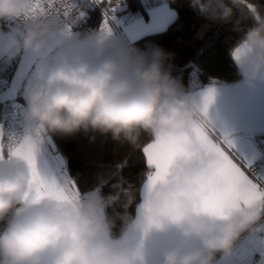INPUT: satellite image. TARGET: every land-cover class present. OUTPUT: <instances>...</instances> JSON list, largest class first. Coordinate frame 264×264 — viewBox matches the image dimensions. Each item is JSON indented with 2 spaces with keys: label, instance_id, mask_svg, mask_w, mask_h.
I'll list each match as a JSON object with an SVG mask.
<instances>
[{
  "label": "clouds",
  "instance_id": "1",
  "mask_svg": "<svg viewBox=\"0 0 264 264\" xmlns=\"http://www.w3.org/2000/svg\"><path fill=\"white\" fill-rule=\"evenodd\" d=\"M190 3L213 21L227 22L234 9H240L242 19L252 18L230 54L246 84L264 80V13L250 11L248 0ZM37 7V0H0V27L21 21L0 41V58L6 62L25 52L41 54L58 34L68 38L35 82L24 87L34 138L99 133L136 148L141 134L155 141L206 123L203 100L186 95L171 74L172 53L158 46L130 50L108 29L77 40L68 27L77 22L73 16L43 15ZM223 167L216 154L177 157L166 176L148 188L154 167L147 168L139 189L117 180L104 195L101 186L110 177L99 176L97 186L78 199H37L29 195V167L5 149L0 156V264H147L149 245L170 227L177 235L163 250L162 264H216V253L229 255L241 233L256 231L264 218V200L241 203L223 218L200 211L205 198L222 187ZM133 205L135 214L129 211Z\"/></svg>",
  "mask_w": 264,
  "mask_h": 264
},
{
  "label": "trees",
  "instance_id": "2",
  "mask_svg": "<svg viewBox=\"0 0 264 264\" xmlns=\"http://www.w3.org/2000/svg\"><path fill=\"white\" fill-rule=\"evenodd\" d=\"M121 1L125 4L123 11L129 10L146 16V4L143 0ZM160 1L151 0L147 5H156ZM165 1L176 11L175 18L164 30L144 34L130 42L131 49L147 51L158 46L165 52L172 53L171 74L179 79L183 91L187 90V75L192 67L199 69L205 82L210 79L223 83L241 80L230 50L247 28L252 26L254 23L252 18L248 16L242 19L240 9H234L232 18L227 22L213 21L195 9L190 0ZM248 3L258 12L264 13V0H248ZM103 18L104 14L100 10L92 9L87 20L73 31L77 32L76 35L80 38L95 35ZM7 25V22L3 23V27L7 28ZM191 63L192 66H189ZM50 136L65 158L68 177L82 193L96 187L99 176L110 177L108 182L101 186L104 195L113 191L111 185L117 180L126 181L125 186L131 184L137 189L144 183L147 165L142 147L151 142V137L147 134H141L139 146L136 148L127 143L114 141L110 135L99 133L86 135L80 132L73 136L59 134ZM125 161L127 163L123 167H118ZM135 210L133 205L129 211L135 214ZM108 213L112 215L111 208L108 209ZM255 262L264 264L256 260Z\"/></svg>",
  "mask_w": 264,
  "mask_h": 264
},
{
  "label": "snow or ice",
  "instance_id": "3",
  "mask_svg": "<svg viewBox=\"0 0 264 264\" xmlns=\"http://www.w3.org/2000/svg\"><path fill=\"white\" fill-rule=\"evenodd\" d=\"M37 2L36 12L39 14L73 16L76 20L83 15L75 0H37ZM95 3H107L111 6L112 0H95ZM248 8L255 12L253 5L249 4ZM68 27L71 30V25ZM104 29H108L106 24ZM239 50L237 48L235 51ZM202 100V118L206 119V123L196 124L184 133L163 135L142 147L147 168L156 169L155 175L147 177L148 183L145 187L148 188L157 180L163 179L167 169L177 157H193L204 153L216 154L224 161V167L220 171L222 187L205 198L200 211L223 218L241 203L252 204L264 200V190H261L249 178L232 153L234 145L228 134L218 132L209 119V107L215 100V88L210 87L203 94ZM3 136L4 133L0 131V156L7 149L11 156L22 159L31 171L29 195L37 199L43 197L78 199L80 197L81 190L73 181L65 178L58 182L55 177L42 172L39 157L43 138H34L29 134L22 139V142H17L13 137L5 144ZM126 163L127 161L118 167H123Z\"/></svg>",
  "mask_w": 264,
  "mask_h": 264
},
{
  "label": "crops",
  "instance_id": "4",
  "mask_svg": "<svg viewBox=\"0 0 264 264\" xmlns=\"http://www.w3.org/2000/svg\"><path fill=\"white\" fill-rule=\"evenodd\" d=\"M163 1L161 0L160 2ZM123 8L117 11L119 21H115L111 13L107 12V20L105 18L102 20L98 33L104 30L106 24L112 35L116 39L121 40L123 45H125L124 40L127 41V38H124L122 33L120 34L118 32V28H122L123 24L128 22V25L122 28V31L124 30L132 38H137L140 35V30L135 29L134 25L142 24L145 16L129 10L123 11ZM10 32L12 31L8 27H0V41L6 40L7 33ZM210 87L215 88V100L209 107L210 121L218 132H226L228 134L234 145L231 151L239 163L240 161L243 163L253 162L257 157L254 146L255 136L257 133L264 131V80H257L254 86H249L242 79L235 83L216 82L193 91L186 90L184 93L188 96H195L198 99H202L203 94ZM29 132L27 131L26 135H29ZM44 142H46L45 139L41 145ZM40 166L44 174L55 177L58 182L65 178L70 180L67 172L59 164L56 166L55 162L52 163L47 156L45 161H40ZM249 178L256 183L250 176ZM256 184L258 185V183ZM176 235L175 229L171 227L166 232L157 234L149 245L147 264H162V252L176 238ZM198 243L196 242L197 245ZM253 244L254 257L251 259L247 257L248 259L246 258L240 262L230 253L235 264H253L257 259L258 262H262L264 256V239L262 241L253 240ZM216 262L217 264L225 263L222 253H216Z\"/></svg>",
  "mask_w": 264,
  "mask_h": 264
},
{
  "label": "built area",
  "instance_id": "5",
  "mask_svg": "<svg viewBox=\"0 0 264 264\" xmlns=\"http://www.w3.org/2000/svg\"><path fill=\"white\" fill-rule=\"evenodd\" d=\"M75 3L79 7L83 15L77 19L76 24L71 26V30L80 27L89 17L92 9L100 10L107 16V11L103 8L102 3L97 4L95 0H86L82 3V0H75ZM8 24H12L17 27L21 21H7ZM128 25L125 22L122 26L124 28ZM122 28H118V32L122 33ZM125 46L131 49V46L124 40ZM18 59L11 62H6L0 58V91H2L9 83L10 78L16 68ZM48 62L43 59L40 68ZM39 68V69H40ZM39 71V70H38ZM36 77L31 81L35 82ZM215 79H210L205 82L200 75V71L196 67H192L187 75V91H193L198 88L204 87L208 84L216 83ZM0 124L3 129V140L5 144L10 138H16L17 140L23 139L27 134V112L24 103L18 98L15 100H8L0 104ZM254 146L257 152L256 159L251 163L240 164L244 168L245 172L260 186L261 190H264V131L256 134L254 139ZM257 230L254 232L245 231L241 233L237 241L235 242L231 254L238 260L244 261L254 252L253 240L262 241L264 239V218L256 226Z\"/></svg>",
  "mask_w": 264,
  "mask_h": 264
},
{
  "label": "rangeland",
  "instance_id": "6",
  "mask_svg": "<svg viewBox=\"0 0 264 264\" xmlns=\"http://www.w3.org/2000/svg\"><path fill=\"white\" fill-rule=\"evenodd\" d=\"M164 1L163 2H159L156 5H153V4L147 5V3L151 2V0H143L144 4H146L145 5V9H146V12H147V17L142 14L143 16H145L143 18V20H142V24L134 25L135 29L140 30V35L139 36H142V35L147 34V33H152V32H157V31L164 30L167 27V25L175 18L176 11L172 7H170L167 2H164ZM102 6H103V8L105 10H107L108 12L111 13V15H112V17H113V19L115 21H119V19L117 17V11L121 10V8H123L125 6V4L122 3L121 0H112L111 6H109L107 3H102ZM104 18H105V20H107V16L104 17ZM71 32L75 36V38L77 40L85 41L87 39V38L78 37L76 35L77 32H74L73 30H71ZM96 34H98V32ZM95 35H91L90 37H94ZM122 35H123L124 38H127V41L129 43L133 42L136 39V37L135 38L130 37L126 32H124V30L122 31ZM119 39H121V38H119ZM119 41L122 43L121 40H119ZM57 50H55L52 53V55H51L52 59L55 58ZM41 63H42L41 59L36 62L35 66L33 67V69L31 70L30 74L28 75V77H27V79H26V81L24 83V86L20 90L19 95H18V99L21 100L24 103V105H25L26 112H27V102H26V99H25L24 87H25L26 84L31 82L37 76V73H38V70L40 68ZM27 129H28L27 131H31V129L29 127V121H28V128ZM44 143H43V145H41L42 149H41V154H40V157H39V162L40 161H45L46 156H47L48 158H50V161L52 163L55 162V164L57 166L58 163H57L56 159L54 158L53 153L51 152L48 144L46 142H44ZM223 256H224V259H225V263H223V264H235V261L233 260V258H232V256L230 254L227 255V256H225L223 254ZM249 257H250V259L253 258L254 254L252 253V255L249 256ZM257 262H258V259H257ZM262 262H264V256H263ZM216 264H217V262H216ZM219 264H221V263H219ZM253 264H256V262L254 261Z\"/></svg>",
  "mask_w": 264,
  "mask_h": 264
},
{
  "label": "water",
  "instance_id": "7",
  "mask_svg": "<svg viewBox=\"0 0 264 264\" xmlns=\"http://www.w3.org/2000/svg\"><path fill=\"white\" fill-rule=\"evenodd\" d=\"M86 0H84L85 2ZM8 28L13 32L15 31L16 27L12 24L7 25ZM67 37H64L61 34H58L57 37L50 41L49 47L42 52L39 55L32 54L31 52H25L22 55L18 57L16 68L10 78V81L8 85L0 91V104L8 101V100H15L18 98L20 90L23 88L24 83L30 74L31 70L35 66L36 62L38 60H51L52 53L63 46L65 43ZM189 66H192V63L189 64ZM0 131L3 132L2 125L0 124ZM46 143L48 144L50 150L55 156L56 161L66 171V161L64 156L61 152L58 151V148L52 139V137L49 135L45 138ZM67 172V171H66Z\"/></svg>",
  "mask_w": 264,
  "mask_h": 264
},
{
  "label": "bare ground",
  "instance_id": "8",
  "mask_svg": "<svg viewBox=\"0 0 264 264\" xmlns=\"http://www.w3.org/2000/svg\"><path fill=\"white\" fill-rule=\"evenodd\" d=\"M43 60V59H42Z\"/></svg>",
  "mask_w": 264,
  "mask_h": 264
}]
</instances>
